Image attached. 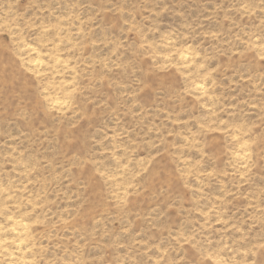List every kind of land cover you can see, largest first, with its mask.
<instances>
[{"label":"rangeland","instance_id":"1","mask_svg":"<svg viewBox=\"0 0 264 264\" xmlns=\"http://www.w3.org/2000/svg\"><path fill=\"white\" fill-rule=\"evenodd\" d=\"M0 264H264V0H0Z\"/></svg>","mask_w":264,"mask_h":264}]
</instances>
